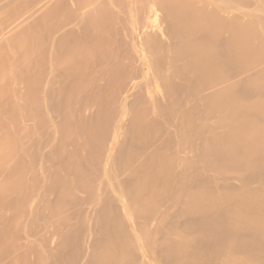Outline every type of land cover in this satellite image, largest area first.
<instances>
[{
    "label": "bare ground",
    "instance_id": "bare-ground-1",
    "mask_svg": "<svg viewBox=\"0 0 264 264\" xmlns=\"http://www.w3.org/2000/svg\"><path fill=\"white\" fill-rule=\"evenodd\" d=\"M0 264H264V0H0Z\"/></svg>",
    "mask_w": 264,
    "mask_h": 264
},
{
    "label": "rangeland",
    "instance_id": "rangeland-1",
    "mask_svg": "<svg viewBox=\"0 0 264 264\" xmlns=\"http://www.w3.org/2000/svg\"><path fill=\"white\" fill-rule=\"evenodd\" d=\"M24 22H27V21H24ZM8 81H9V82H8ZM6 82H8V84L10 83L9 85H12V80H10L9 78H8V80H7ZM8 84H7V85H8ZM8 87H9V86H8ZM10 87H11V86H10ZM102 107H105V105L102 106ZM55 169H57V170H56L57 172L59 171V172H61V173L63 174V172L60 171L61 169H60L59 166L55 165ZM59 169H60V170H59ZM57 172H56V173H57ZM59 172H58V173H59ZM60 175H61V174H60ZM57 176H58V175H57ZM62 177H63V176H60V178H62ZM56 178H57V177H56ZM56 178H55V179H56ZM70 178H72V177H70ZM57 180H59V178H58ZM57 180H55L53 183H55ZM69 180H70V179H69ZM73 182H74V181H73ZM81 194H82V193H81Z\"/></svg>",
    "mask_w": 264,
    "mask_h": 264
}]
</instances>
